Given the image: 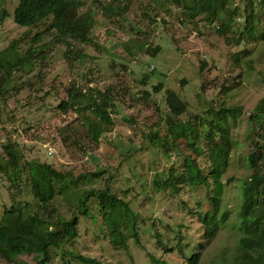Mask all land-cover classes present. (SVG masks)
<instances>
[{
	"label": "rangeland",
	"instance_id": "rangeland-1",
	"mask_svg": "<svg viewBox=\"0 0 264 264\" xmlns=\"http://www.w3.org/2000/svg\"><path fill=\"white\" fill-rule=\"evenodd\" d=\"M238 1L230 4H242ZM17 2L0 0V50L21 35L29 40L36 31V27L13 21ZM106 2H110L111 9L104 7ZM82 3V9L94 13L92 40L75 41L66 54L63 42L53 40L54 32L48 31L40 41H51L47 56L28 75L9 81L8 95L0 102V153H4L3 143L16 142L23 152L21 163L38 159L69 170L73 176L87 170H107L93 184L107 185L132 210L101 216L94 197L82 214L78 195L85 185L72 183L65 196L58 193L54 202L66 219L73 212L78 215L77 235L72 241L50 247V258L39 264H82L73 256L78 252L97 258L98 264H159L151 256L164 259L165 264H186V256L198 249L199 241L205 242L200 215L211 208L212 188L200 183L182 184L174 190L170 178L183 170L184 152L188 149L181 143L183 150L172 149L167 156L142 135L155 120L161 121L160 133H168L164 120L171 114L165 96L167 88L185 102V110L178 118L181 120L204 112L212 118L220 106L242 108L236 119L227 118L236 144L227 170L221 175L224 185L218 213L227 208L229 218L202 248L197 264L231 263L241 234L239 223L234 222L241 201V183L251 171L246 155L255 148L254 139L247 136L246 113L264 95V9L256 20L257 39L236 44L233 36L242 27L239 17L230 32L221 34L215 28L216 21H206L202 13L186 17L180 6L168 0ZM158 45L154 52L146 49ZM72 81L82 87L109 88L114 97V125L97 142L89 138L79 116L74 119V112L64 113L56 107L66 97L65 88ZM157 82L161 87L154 91ZM46 90L50 91L48 95L38 96ZM171 169L175 170L173 174ZM156 175L159 187L155 185ZM12 201L9 177L1 172L0 216ZM111 221L127 234L135 221L139 241L129 236L123 243L112 242ZM165 246L170 250L166 251ZM18 258L34 260L32 255ZM0 264L10 263L0 259Z\"/></svg>",
	"mask_w": 264,
	"mask_h": 264
},
{
	"label": "trees",
	"instance_id": "trees-1",
	"mask_svg": "<svg viewBox=\"0 0 264 264\" xmlns=\"http://www.w3.org/2000/svg\"><path fill=\"white\" fill-rule=\"evenodd\" d=\"M167 1V0H165ZM181 7V12L189 18L203 14L208 22L216 21L215 28L221 34L233 29L237 17L242 18L239 33L233 36L234 43L250 42L257 39V18L264 9V0H168ZM82 0H18L12 11V19L22 26L36 27L34 35L26 39L25 34L13 38L0 50V102L8 95L9 81L17 77L23 78L35 69L39 61L47 56V46L51 41L40 42L44 34L53 31V40L63 42L65 53L72 50L75 41L92 40L95 24L94 13L90 9H82ZM111 9L110 2L104 4ZM6 13V12H4ZM182 19V17H181ZM264 23V19H262ZM159 45L147 51L154 52ZM78 51V50H76ZM80 54V51L79 53ZM31 84V82H27ZM160 82L153 85L159 91ZM66 97L59 100L56 107L67 113L74 112V119L79 116L87 128L89 138L98 141L100 135L110 131L114 125L111 111L116 106L109 88L101 89L94 85L82 87L75 81L69 82L65 88ZM166 101L171 114L164 118L168 133H160L161 121L155 120L143 130L142 135L163 149L169 156L172 149L181 150L185 144L183 170L171 169L170 184L174 190L182 184H206L212 188L209 196L211 208L200 215L204 223L203 239L199 241L197 250L186 256V264H197L202 248L216 235L220 225L229 218V209L218 213L222 201L223 182L221 175L227 170L231 150L236 144L227 123V118L236 119L242 112L241 107L220 106L213 111L212 118L203 114H194L186 119H178L185 110V102L173 89L167 88ZM50 93L46 90V96ZM47 109H49L47 107ZM210 111H212L210 109ZM249 129L248 138L254 139L255 148L246 155L251 171L242 179L241 201L234 222L239 223L241 231L237 239L234 255L228 264H264V95L255 103L253 109L246 113ZM64 138V137H62ZM4 153H0V173L9 177L10 188L13 189V201L4 206L0 216V259L10 264H39L50 258V247L59 246L62 241H72L77 235L78 215L74 212L65 218L57 210L55 196L72 183H83L78 195V210L84 214L90 198H96L100 215L111 217V214H122L132 210L121 196L112 192L105 185L95 186L107 170H87L83 174L73 176L71 171L57 169L49 162L30 159L21 163L23 152L16 142L3 143ZM183 150V149H182ZM195 153L191 156L190 153ZM155 185L161 182L155 176ZM164 183H168L164 181ZM178 183V187L176 186ZM114 235L111 241L123 243L132 236L138 240L137 225L134 221L131 232L120 231L119 224L111 221ZM165 250L170 248L165 246ZM19 255H32L33 261L18 258ZM82 264H98L97 258L81 252L73 255ZM63 257V256H62ZM151 258L165 264L164 259Z\"/></svg>",
	"mask_w": 264,
	"mask_h": 264
}]
</instances>
